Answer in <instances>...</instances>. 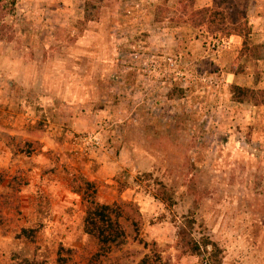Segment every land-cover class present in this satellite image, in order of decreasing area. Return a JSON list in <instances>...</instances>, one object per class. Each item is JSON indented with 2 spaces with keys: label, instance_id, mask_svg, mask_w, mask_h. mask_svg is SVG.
Segmentation results:
<instances>
[{
  "label": "rangeland",
  "instance_id": "1",
  "mask_svg": "<svg viewBox=\"0 0 264 264\" xmlns=\"http://www.w3.org/2000/svg\"><path fill=\"white\" fill-rule=\"evenodd\" d=\"M8 2L0 264H139L146 255L201 264L214 246L222 264H264V107L229 90L264 88V55L251 60L240 37L167 19L177 0H15L11 11ZM236 2L251 41L264 44V0ZM221 38L229 48L215 46ZM174 88L182 92L169 96ZM160 184L172 203L155 196ZM90 199L122 212L124 240L100 258L83 229ZM183 227L214 245L185 251Z\"/></svg>",
  "mask_w": 264,
  "mask_h": 264
},
{
  "label": "trees",
  "instance_id": "2",
  "mask_svg": "<svg viewBox=\"0 0 264 264\" xmlns=\"http://www.w3.org/2000/svg\"><path fill=\"white\" fill-rule=\"evenodd\" d=\"M15 0L8 2L10 11L13 10ZM194 0H177L178 7L174 10V14L167 19L177 24H188L194 28H203L210 34H221L224 36H238L242 39L240 55L257 61L264 55V44L253 43L250 38L251 27L249 26L246 11L240 7L236 0H211V4L200 8H195ZM167 9H164L166 11ZM170 10L167 11L170 12ZM166 13V14H167ZM3 15H0V18ZM156 20L159 16L156 14ZM5 35V34H4ZM3 34H0V39ZM229 90L232 93L233 99L237 102H250L257 107H264V88L246 87L238 84H230ZM176 92H182L181 88L169 90V96ZM155 193V196L165 203L173 201L171 192L163 184ZM124 204V203H122ZM122 212L120 205L104 204L96 202L93 199L88 201V206L83 219L84 232L92 236L96 242L97 249L92 255L95 258L109 253L113 247L121 244L124 240L125 233L120 223L119 218ZM135 231L138 230L137 224H134ZM23 232H28L26 228H22ZM178 243L182 248L193 254H201L202 247L206 248L208 243L195 240L190 231L185 227L179 232ZM208 241V240H207ZM214 245V244H213ZM10 264H49L43 259L36 256H24L15 260ZM139 264H161L160 257L155 255L150 257L144 256ZM201 264H222L218 257L216 247H211L209 255L204 258Z\"/></svg>",
  "mask_w": 264,
  "mask_h": 264
},
{
  "label": "built area",
  "instance_id": "3",
  "mask_svg": "<svg viewBox=\"0 0 264 264\" xmlns=\"http://www.w3.org/2000/svg\"><path fill=\"white\" fill-rule=\"evenodd\" d=\"M231 45V41L229 38H221L220 41L216 42V47L229 48ZM214 46V45H213Z\"/></svg>",
  "mask_w": 264,
  "mask_h": 264
},
{
  "label": "crops",
  "instance_id": "4",
  "mask_svg": "<svg viewBox=\"0 0 264 264\" xmlns=\"http://www.w3.org/2000/svg\"><path fill=\"white\" fill-rule=\"evenodd\" d=\"M257 30V29H256ZM261 35H263L264 36V32H261ZM231 38H237L238 40L240 39L239 37H237V36H232Z\"/></svg>",
  "mask_w": 264,
  "mask_h": 264
}]
</instances>
